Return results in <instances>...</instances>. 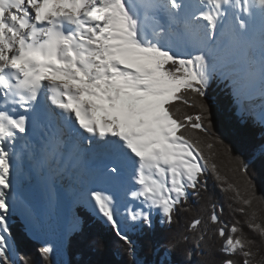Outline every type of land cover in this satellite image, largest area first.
<instances>
[{
  "label": "snow or ice",
  "instance_id": "snow-or-ice-1",
  "mask_svg": "<svg viewBox=\"0 0 264 264\" xmlns=\"http://www.w3.org/2000/svg\"><path fill=\"white\" fill-rule=\"evenodd\" d=\"M214 80L230 88L241 123L261 128L250 159L264 163V0H0V264H30L9 222L17 203L27 204L21 186L33 167L86 185L79 202L138 264L133 235L171 229L191 211L190 198L207 191L198 134L212 128ZM237 159L247 176L249 163ZM252 187L249 178L246 195L232 184L222 191L235 193L233 211L247 216L254 236L221 221L223 207L212 204L206 220L194 217L163 239L155 264H191V251L183 261L169 257L215 237L208 264H264L256 260L264 223L247 211ZM84 232L75 219L63 254ZM53 252L38 248L42 264H53Z\"/></svg>",
  "mask_w": 264,
  "mask_h": 264
},
{
  "label": "trees",
  "instance_id": "trees-1",
  "mask_svg": "<svg viewBox=\"0 0 264 264\" xmlns=\"http://www.w3.org/2000/svg\"><path fill=\"white\" fill-rule=\"evenodd\" d=\"M208 99L212 108V128L208 136L198 134L203 141L204 155L209 163V171L206 174L207 191H202L199 197L190 198L191 211L186 214L181 213L171 229L161 230L157 226L156 231L151 234L133 235L138 250L137 259L141 261V264H151L152 261L155 264L158 253L163 251L161 247L163 239L170 232L183 231L190 219L194 217L199 216L202 220H206L213 210L212 204L218 206L217 211L219 206L223 207V213L218 212L221 221L229 225L239 221L243 231L250 237L254 236L244 223L247 216L233 211L238 206L235 200L231 199L235 193L222 191L227 184L234 185L243 196L246 195L244 181L250 178L253 185L251 192L255 198L247 211L254 210L257 213V222L264 223V163L258 159H250L253 146L261 140L262 130L258 125H253L250 119L247 124L241 123L231 90L224 83L214 80L208 92ZM185 111L194 114L195 110L188 108ZM209 143L213 145L211 149L207 148ZM237 158L249 163L247 176L237 170ZM212 164L216 166V174L211 172ZM217 175L226 183L222 184L220 180H217ZM77 214L84 223L85 232L84 237L81 238L82 242L76 244L71 256H68L72 264H129L130 257L124 251L122 242L115 238L106 225L88 215L82 204L77 207ZM12 220L11 233L19 251L29 258L30 264H42L38 253V248L42 244L25 234L24 225L18 216H13ZM255 239L259 241L258 236ZM91 240L101 241V243L90 247L85 241ZM220 243L219 237H215L208 244L196 249L189 241L173 251L169 260L170 262L183 261L186 252L191 251V264H208L218 255L216 249L219 248ZM156 249H158L157 252H155ZM261 256H264V245H259L256 260L258 261Z\"/></svg>",
  "mask_w": 264,
  "mask_h": 264
},
{
  "label": "bare ground",
  "instance_id": "bare-ground-1",
  "mask_svg": "<svg viewBox=\"0 0 264 264\" xmlns=\"http://www.w3.org/2000/svg\"><path fill=\"white\" fill-rule=\"evenodd\" d=\"M254 102L259 103V101ZM38 135L36 132L35 137L29 136L34 140ZM19 147L21 146L18 145ZM25 161L27 167V155H25ZM49 175L46 170L42 172L39 167L32 168L31 178L25 180L21 186L23 200L27 204L18 202L16 211L20 212L29 226L41 228L46 243L57 251L63 249L65 230L71 229L74 220L77 219L75 203L77 199H80V193L86 185L72 179L70 185L62 182V179L53 181L49 179ZM28 204L31 205L30 208ZM42 206L44 215L40 214Z\"/></svg>",
  "mask_w": 264,
  "mask_h": 264
},
{
  "label": "rangeland",
  "instance_id": "rangeland-1",
  "mask_svg": "<svg viewBox=\"0 0 264 264\" xmlns=\"http://www.w3.org/2000/svg\"><path fill=\"white\" fill-rule=\"evenodd\" d=\"M214 82V81H213ZM218 82L219 83H224V82H222V81H220V80H218ZM244 104H248L247 103V100H244ZM63 181L62 182H64V183H69V185L71 184V178H65V179H62ZM70 181V182H69ZM62 187H64V185L62 184ZM79 200L80 199H77V201H76V205H75V212H76V207L78 206V205H81V203L79 202ZM40 209H41V204H40ZM19 211H16L13 215H12V217L13 216H18L19 217V219L21 220V222L23 223V225H24V231H26V229H30V231L28 232V234H27V236H29V237H31V238H33V239H35V240H38L42 245L43 244H47L46 243V240H45V237H44V233H43V230L41 229V228H38L37 226L35 227H31V226H29L27 223H26V221L24 220V218L22 217V215L20 214V212L18 213ZM41 215H44V212H43V206H42V210H41V213H40ZM12 217H11V219H10V224L12 223ZM76 217L78 218V216L76 215ZM55 228H57V226H55ZM40 229V230H39ZM35 230V231H34ZM59 230H61V229H59ZM158 251V249H156V251L155 252H157ZM52 259H53V261H54V264H59V262L60 261H62V260H67L68 259V255H66V254H63V249L62 250H57V251H54L53 252V257H52ZM137 261H138V264H141V261H139L138 259H137ZM151 264H153V261H152V263Z\"/></svg>",
  "mask_w": 264,
  "mask_h": 264
},
{
  "label": "water",
  "instance_id": "water-1",
  "mask_svg": "<svg viewBox=\"0 0 264 264\" xmlns=\"http://www.w3.org/2000/svg\"><path fill=\"white\" fill-rule=\"evenodd\" d=\"M31 238V237H30ZM33 239V238H32ZM35 240V239H34Z\"/></svg>",
  "mask_w": 264,
  "mask_h": 264
}]
</instances>
